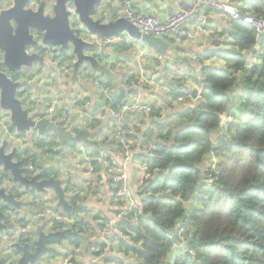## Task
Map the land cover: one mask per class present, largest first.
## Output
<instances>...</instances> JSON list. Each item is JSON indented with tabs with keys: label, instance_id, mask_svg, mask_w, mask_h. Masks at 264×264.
I'll return each instance as SVG.
<instances>
[{
	"label": "clouds",
	"instance_id": "clouds-1",
	"mask_svg": "<svg viewBox=\"0 0 264 264\" xmlns=\"http://www.w3.org/2000/svg\"><path fill=\"white\" fill-rule=\"evenodd\" d=\"M0 37V264H264V0H0Z\"/></svg>",
	"mask_w": 264,
	"mask_h": 264
},
{
	"label": "water",
	"instance_id": "water-1",
	"mask_svg": "<svg viewBox=\"0 0 264 264\" xmlns=\"http://www.w3.org/2000/svg\"><path fill=\"white\" fill-rule=\"evenodd\" d=\"M54 35H59V29L53 28ZM0 46H5L10 49V58L18 57V43L9 41L6 38L0 37Z\"/></svg>",
	"mask_w": 264,
	"mask_h": 264
},
{
	"label": "trees",
	"instance_id": "trees-1",
	"mask_svg": "<svg viewBox=\"0 0 264 264\" xmlns=\"http://www.w3.org/2000/svg\"><path fill=\"white\" fill-rule=\"evenodd\" d=\"M252 187H264V177L261 178L260 184L252 185ZM252 214H254V213H252Z\"/></svg>",
	"mask_w": 264,
	"mask_h": 264
}]
</instances>
